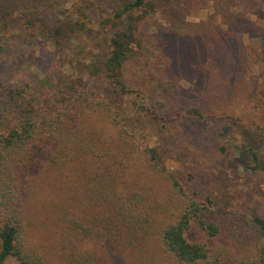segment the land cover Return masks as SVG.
<instances>
[{"label":"trees","instance_id":"1","mask_svg":"<svg viewBox=\"0 0 264 264\" xmlns=\"http://www.w3.org/2000/svg\"><path fill=\"white\" fill-rule=\"evenodd\" d=\"M65 1L0 0V19L32 25ZM156 6L157 0L118 3L107 22L122 25L107 50L82 73L72 64L60 97L0 75V264L10 258L17 264H129L126 252L135 264H264V216L192 197L146 133L129 126V113L121 115L85 77L105 75L132 113L164 126L183 114L208 119L212 113L189 103L180 84L188 64L144 30ZM54 31L61 49L62 26ZM214 60L204 65L212 89L227 85ZM235 120L264 135V115ZM228 134L224 127L222 135ZM247 149L253 168L264 171L257 151ZM49 172L68 187L59 202L39 201ZM39 225L52 231L48 245L38 239ZM101 242L113 255L94 248Z\"/></svg>","mask_w":264,"mask_h":264},{"label":"rangeland","instance_id":"2","mask_svg":"<svg viewBox=\"0 0 264 264\" xmlns=\"http://www.w3.org/2000/svg\"><path fill=\"white\" fill-rule=\"evenodd\" d=\"M123 1L66 0L32 25L22 19H0V75L9 83L30 84L43 94L60 97L74 72L72 64L82 73L85 65L99 60L107 50L122 25L121 20L108 23L107 19ZM56 26L63 30L61 49L55 43ZM144 27L153 42H168L169 56L173 50L171 57L188 64L189 72L181 76L180 84L189 103L212 113L208 119L183 114L164 126L132 113L128 98L105 75L86 73L85 77L121 115L129 113L125 114L129 126L146 133L192 197L215 207L264 216V171L253 168L254 157L247 149L253 147L258 161L264 163V135H252L243 122L235 120L264 115V0H157ZM228 44L234 45V50ZM209 58L215 59L213 64H219L226 78L223 90L212 89L211 72L204 69ZM224 127L229 129L225 136ZM222 146L227 147L226 152L221 151ZM42 185L39 201L49 202L52 197L59 202L66 197L63 192L68 187L62 181L52 176L46 180L45 176ZM51 235L52 231L45 233L39 225L40 243L48 245ZM94 248L113 255L110 244L101 242ZM126 255L129 264H135L132 255ZM7 264L17 261L10 258Z\"/></svg>","mask_w":264,"mask_h":264}]
</instances>
